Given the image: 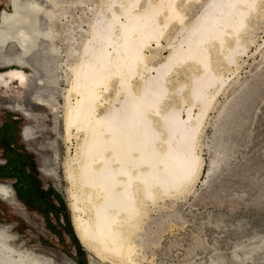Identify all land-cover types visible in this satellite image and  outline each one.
Here are the masks:
<instances>
[{
	"label": "bare ground",
	"instance_id": "1",
	"mask_svg": "<svg viewBox=\"0 0 264 264\" xmlns=\"http://www.w3.org/2000/svg\"><path fill=\"white\" fill-rule=\"evenodd\" d=\"M199 1L10 0L11 12L1 15L0 59L4 46L14 47L3 64L31 73L23 141L51 178L52 96L65 75L67 208L91 264H143L152 208L192 193L203 173L210 113L255 43L252 22L264 19V0H205L187 19ZM0 199L18 204L1 182ZM18 243L0 224V264H55Z\"/></svg>",
	"mask_w": 264,
	"mask_h": 264
},
{
	"label": "rangeland",
	"instance_id": "2",
	"mask_svg": "<svg viewBox=\"0 0 264 264\" xmlns=\"http://www.w3.org/2000/svg\"><path fill=\"white\" fill-rule=\"evenodd\" d=\"M7 1L0 0L1 10H11L6 7ZM204 1L191 8L187 19H194L201 12ZM252 26L255 43L243 56V64L241 61L235 75L228 77L230 82H235L218 96V104L210 113L203 133L204 166L200 180L192 193L167 199L152 208L146 226L147 259L143 264H264V19L257 16ZM162 44L165 46V41ZM167 55V49L161 52V58ZM15 68L18 67L0 71ZM62 75L56 87L58 93L52 96L58 105V128L55 132L51 127L46 128V133L53 131L52 136H56V178L42 173L36 154L32 152L34 157L24 150L27 146L21 138L26 117L0 109V126L10 123L12 117L18 118L9 128L17 130L21 153L37 160L33 172L35 185L29 190L20 189L21 194L16 195L20 204L13 206L0 199V224L9 227L17 243L21 241L32 251L36 249L55 264H63L64 258L74 264H91L93 255L77 240L67 208L69 186L64 179L63 164L68 144L63 141L61 131L64 106L61 95L67 83ZM26 97V91L15 83L7 90L0 89V103H22ZM74 146L75 140L71 145L72 154ZM45 152L54 158L52 150ZM5 155L0 146V168ZM14 180L0 169L1 183L11 186Z\"/></svg>",
	"mask_w": 264,
	"mask_h": 264
},
{
	"label": "flooded vegetation",
	"instance_id": "3",
	"mask_svg": "<svg viewBox=\"0 0 264 264\" xmlns=\"http://www.w3.org/2000/svg\"><path fill=\"white\" fill-rule=\"evenodd\" d=\"M10 0L6 2V7H10ZM3 8V4H0V14L6 12L10 13V11L1 10ZM1 15H0V20H1ZM3 47V46H2ZM4 55L3 57L1 56L0 59V69H7L10 67H18L15 69H10L7 72H1L0 71V89H5L10 87L11 84L15 83L17 84L20 88L26 91L27 93V87L29 86L30 78H31V73H27L24 69L20 66L17 65H12L8 66L3 64V59H8L13 57L14 53L16 52V48L11 47L9 45H6L2 49ZM19 95V94H18ZM25 102V100H24ZM24 102L20 103L18 101H10V102H5V103H0V109H6L14 113H20V107L24 105ZM23 114V113H20ZM18 118H11L10 123L11 124H16L15 122L18 121ZM9 122H6L0 126V146L3 149V152L6 153L5 159H4V164L2 165L0 169L2 171H5L6 174L10 178H15L14 182L11 184H5L6 186L11 187L13 192L15 193V196L18 194H21L20 189L27 190L25 188H33L35 183L33 182V172L36 171V166L37 165V160H33L32 156H28L27 154L21 153V150L19 148L18 142H17V137L18 135L17 130L10 129ZM25 127V126H24ZM12 128V127H11ZM24 129V128H23ZM19 137L21 138V133H19ZM22 137H23V132H22ZM24 140V137H23ZM21 138V142L25 145V141H23ZM27 146V145H25ZM25 152H31L29 148L24 149ZM33 154V153H32ZM27 155V156H26ZM34 157L35 154H33ZM36 163V164H35ZM41 171V170H40ZM42 172V171H41ZM32 184V187L30 185L26 184ZM17 202L19 203L17 197H16ZM6 203L17 206L15 203H10L5 201ZM20 204V203H19ZM21 206V205H20ZM48 207V206H47Z\"/></svg>",
	"mask_w": 264,
	"mask_h": 264
},
{
	"label": "trees",
	"instance_id": "4",
	"mask_svg": "<svg viewBox=\"0 0 264 264\" xmlns=\"http://www.w3.org/2000/svg\"><path fill=\"white\" fill-rule=\"evenodd\" d=\"M30 188H27V190H29ZM28 195L31 194V191H27ZM32 195V194H31Z\"/></svg>",
	"mask_w": 264,
	"mask_h": 264
}]
</instances>
